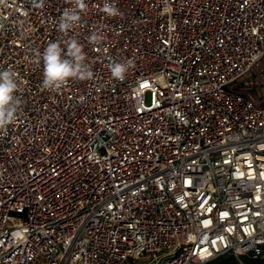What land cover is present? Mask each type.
Masks as SVG:
<instances>
[{
  "label": "built area",
  "instance_id": "obj_1",
  "mask_svg": "<svg viewBox=\"0 0 264 264\" xmlns=\"http://www.w3.org/2000/svg\"><path fill=\"white\" fill-rule=\"evenodd\" d=\"M112 2L115 18L86 0L72 33L93 77L51 91L33 53L68 39L73 0H0V70L24 102L0 131V264L264 261V104L243 85L264 0ZM114 61L133 62L123 80Z\"/></svg>",
  "mask_w": 264,
  "mask_h": 264
},
{
  "label": "clouds",
  "instance_id": "obj_2",
  "mask_svg": "<svg viewBox=\"0 0 264 264\" xmlns=\"http://www.w3.org/2000/svg\"><path fill=\"white\" fill-rule=\"evenodd\" d=\"M43 2L44 0H38V6H42ZM73 3L74 7L65 9L58 21V30L68 39L50 42L42 52L36 50L33 53L37 62H43L44 90L58 91L70 79L83 82L93 77L91 66L86 62L84 45L72 35L76 28L86 26L82 15L87 13L88 5L86 0H73ZM100 11L107 17L121 15L120 9L112 0H103ZM103 39L102 29L90 31L89 43L99 44ZM133 66L132 61H114L109 65V71L114 79L123 80ZM20 88L21 81L16 70L12 67L0 70V131H5L14 124L23 112L24 102L18 95Z\"/></svg>",
  "mask_w": 264,
  "mask_h": 264
},
{
  "label": "rangeland",
  "instance_id": "obj_3",
  "mask_svg": "<svg viewBox=\"0 0 264 264\" xmlns=\"http://www.w3.org/2000/svg\"><path fill=\"white\" fill-rule=\"evenodd\" d=\"M246 87L244 92L252 95L254 98L264 104V58L243 80ZM142 264H154V262H145Z\"/></svg>",
  "mask_w": 264,
  "mask_h": 264
},
{
  "label": "trees",
  "instance_id": "obj_4",
  "mask_svg": "<svg viewBox=\"0 0 264 264\" xmlns=\"http://www.w3.org/2000/svg\"><path fill=\"white\" fill-rule=\"evenodd\" d=\"M240 260L246 264H264L263 260H256V259H252L250 257H245V256L237 258L236 256L232 254L222 256L207 264H240Z\"/></svg>",
  "mask_w": 264,
  "mask_h": 264
}]
</instances>
